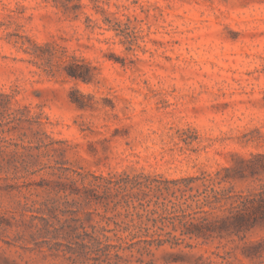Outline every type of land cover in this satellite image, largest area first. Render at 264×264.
<instances>
[{"label": "rangeland", "instance_id": "374dc122", "mask_svg": "<svg viewBox=\"0 0 264 264\" xmlns=\"http://www.w3.org/2000/svg\"><path fill=\"white\" fill-rule=\"evenodd\" d=\"M257 152L264 0H0V264H114L54 256L30 236L47 195L37 184L62 167L179 178ZM57 213L65 238L72 221ZM260 237L264 223L247 234ZM192 243L119 264H258L237 238Z\"/></svg>", "mask_w": 264, "mask_h": 264}, {"label": "trees", "instance_id": "16d2710c", "mask_svg": "<svg viewBox=\"0 0 264 264\" xmlns=\"http://www.w3.org/2000/svg\"><path fill=\"white\" fill-rule=\"evenodd\" d=\"M66 72L84 79L77 66L68 65ZM61 169L54 179L43 178L37 184L47 195L37 202L39 214L33 216L37 222L30 236L44 238L43 244L35 242L43 252L54 256L82 252L107 263L124 259L141 263L143 255L158 248L237 238L241 244L236 247L245 259L263 263L264 237L249 239L247 234L264 223V183L235 191L233 182L259 180L264 175V152L239 157L233 168L222 166L213 173L179 178L142 172L105 177ZM88 175L92 179L86 181ZM91 203L102 210H88ZM57 210L72 221L65 238L56 224ZM92 214L99 217L95 224Z\"/></svg>", "mask_w": 264, "mask_h": 264}]
</instances>
